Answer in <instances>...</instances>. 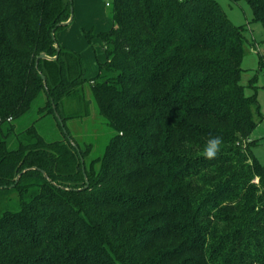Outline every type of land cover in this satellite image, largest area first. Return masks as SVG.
I'll return each mask as SVG.
<instances>
[{"label": "trees", "instance_id": "trees-1", "mask_svg": "<svg viewBox=\"0 0 264 264\" xmlns=\"http://www.w3.org/2000/svg\"><path fill=\"white\" fill-rule=\"evenodd\" d=\"M229 1L264 29V0ZM72 6L0 0V264H264L259 76L252 95L241 83L247 45L260 74L264 51L248 27L216 0H113L105 62L87 79L57 40ZM93 102L113 132L95 156L67 127ZM47 116L56 139L36 126Z\"/></svg>", "mask_w": 264, "mask_h": 264}, {"label": "rangeland", "instance_id": "rangeland-1", "mask_svg": "<svg viewBox=\"0 0 264 264\" xmlns=\"http://www.w3.org/2000/svg\"><path fill=\"white\" fill-rule=\"evenodd\" d=\"M112 1H93L95 4L86 2L87 4L85 3L82 10L79 11L75 0H73V23L59 32L61 34L69 32V38L63 46L81 55L87 79L95 78L98 75L99 64L105 62L104 45L98 36L101 33L108 32L112 26V7H110ZM216 1L223 9L230 23L235 27L247 26L249 29L246 34L247 39L251 43L253 41L257 43L259 51H264V29L261 24L252 23L254 13L250 5L246 2ZM106 3H109V7L106 6ZM258 61V51L251 49L250 45H247V55L243 62L244 74L241 83L246 90V95H252L254 90L250 88V81L255 76H259L255 83L257 88L255 91H257L263 120L252 135V139L256 142L252 148V154L264 167V74H260L258 71ZM90 97L91 95L88 92V98ZM36 108L26 118L15 123L18 129H24L38 120L39 113ZM54 124L55 121L52 116L44 117L38 123L36 122L40 133L48 139H56L58 135ZM67 127L76 143L79 145H84L85 143L94 145V156L102 153L104 146L113 134L112 130L106 125V121L98 116L94 102L90 105L89 117L69 121L67 122ZM255 183H257V180Z\"/></svg>", "mask_w": 264, "mask_h": 264}, {"label": "water", "instance_id": "water-1", "mask_svg": "<svg viewBox=\"0 0 264 264\" xmlns=\"http://www.w3.org/2000/svg\"><path fill=\"white\" fill-rule=\"evenodd\" d=\"M69 1L73 4V0H69ZM73 19H74V9H73V6H72V7H71V17H70V19H69L67 22H65V23L58 24V27H67V26H69V25L73 22ZM52 35H53V37H54V35H55V30H53ZM54 39H55V37H54ZM57 57H58V56H56V57H54V58H50V57L46 56V54H41V55L38 57L37 62H39L40 60H50V61H54V60L57 59ZM42 80H43L44 82L46 81V78H45V76H43V75H42ZM57 118H58V120H59V122H60L62 128H64V124H63L61 118H60L58 115H57ZM64 133L67 134L65 128H64ZM43 174H44L45 177H47L46 174H45L44 172H43ZM19 177H20V175L16 178V182L19 180ZM85 179H86V183H87V186H88V179H87V177H86Z\"/></svg>", "mask_w": 264, "mask_h": 264}, {"label": "crops", "instance_id": "crops-1", "mask_svg": "<svg viewBox=\"0 0 264 264\" xmlns=\"http://www.w3.org/2000/svg\"><path fill=\"white\" fill-rule=\"evenodd\" d=\"M93 1H98V0H75V4H76V7L78 8V10L80 11V10H82V7H83V5L86 3V2H91V3H93ZM87 4V3H86ZM93 4H95V2L93 3ZM109 3H106V6L108 5ZM107 7H109V6H107ZM111 24H112V26H113V23H112V21H111ZM112 26H111V28H112ZM110 28V29H111ZM61 32V31H60ZM69 38V32H65L64 34H61V33H59V34H57V40H58V42L60 43V45L61 46H63V44H65L66 43V40ZM65 41V42H64ZM64 47V46H63ZM66 48V47H65Z\"/></svg>", "mask_w": 264, "mask_h": 264}, {"label": "clouds", "instance_id": "clouds-1", "mask_svg": "<svg viewBox=\"0 0 264 264\" xmlns=\"http://www.w3.org/2000/svg\"><path fill=\"white\" fill-rule=\"evenodd\" d=\"M220 141L218 138H212L209 143L208 146L205 148V156L206 158H214L215 155L217 154L218 151V145H219Z\"/></svg>", "mask_w": 264, "mask_h": 264}, {"label": "built area", "instance_id": "built-area-1", "mask_svg": "<svg viewBox=\"0 0 264 264\" xmlns=\"http://www.w3.org/2000/svg\"><path fill=\"white\" fill-rule=\"evenodd\" d=\"M107 6H109V4Z\"/></svg>", "mask_w": 264, "mask_h": 264}]
</instances>
